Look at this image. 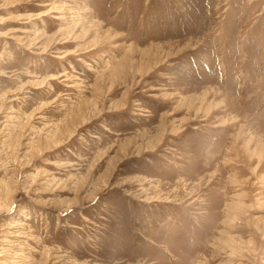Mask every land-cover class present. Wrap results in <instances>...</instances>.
<instances>
[{"label":"rangeland","instance_id":"1","mask_svg":"<svg viewBox=\"0 0 264 264\" xmlns=\"http://www.w3.org/2000/svg\"><path fill=\"white\" fill-rule=\"evenodd\" d=\"M0 264H264V0H0Z\"/></svg>","mask_w":264,"mask_h":264}]
</instances>
